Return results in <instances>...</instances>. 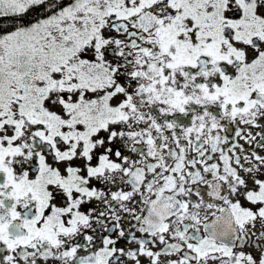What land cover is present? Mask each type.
I'll list each match as a JSON object with an SVG mask.
<instances>
[{"label":"snow or ice","instance_id":"6c2138e0","mask_svg":"<svg viewBox=\"0 0 264 264\" xmlns=\"http://www.w3.org/2000/svg\"><path fill=\"white\" fill-rule=\"evenodd\" d=\"M0 264H264V0H0Z\"/></svg>","mask_w":264,"mask_h":264}]
</instances>
